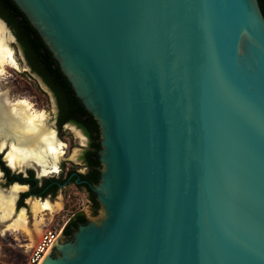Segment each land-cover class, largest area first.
I'll return each instance as SVG.
<instances>
[{"label":"water","instance_id":"95a60500","mask_svg":"<svg viewBox=\"0 0 264 264\" xmlns=\"http://www.w3.org/2000/svg\"><path fill=\"white\" fill-rule=\"evenodd\" d=\"M13 1L100 127L101 213L40 264H264L260 1Z\"/></svg>","mask_w":264,"mask_h":264},{"label":"bare ground","instance_id":"6f19581e","mask_svg":"<svg viewBox=\"0 0 264 264\" xmlns=\"http://www.w3.org/2000/svg\"><path fill=\"white\" fill-rule=\"evenodd\" d=\"M11 40L12 33L0 19V151L7 150L5 160L15 170L35 168L39 176L59 172L65 145L47 123L44 111L35 109L29 98L14 97L2 86L1 79L8 72L7 66L20 67L9 46ZM1 174L0 170V179ZM24 185L15 184L9 189L0 187V228L3 232L23 231L35 241V232L40 233L47 223L46 212H57L63 208V202L60 199H30L34 214L31 223L26 208L15 215L19 191L28 187Z\"/></svg>","mask_w":264,"mask_h":264},{"label":"rangeland","instance_id":"374dc122","mask_svg":"<svg viewBox=\"0 0 264 264\" xmlns=\"http://www.w3.org/2000/svg\"><path fill=\"white\" fill-rule=\"evenodd\" d=\"M0 18L4 19L1 15ZM8 28L13 34V40L10 41L9 46L14 50V56L20 67L15 68L7 66L6 70L8 72L3 76V80L1 79L3 88L9 89L14 97L29 98L34 103L35 109L44 111L45 116L48 118L47 123L50 127L52 126V128L56 130L58 138L65 145V153L61 160V163H63L61 169L66 171L67 168H77L78 170L85 172L86 168L83 158L84 151L89 147L88 139L80 131L81 128L73 122L63 125L62 128L59 127L57 123L59 116L58 107L54 94L46 85L42 77H40L29 64L23 46L9 24ZM76 127H78V129ZM81 130L83 131V129ZM36 174L38 176L37 172ZM61 174L62 170L39 178L43 179L44 177L60 176ZM0 186L6 188L2 177ZM28 188L29 187H27V189ZM45 198H49L52 201L60 199L63 202V208L53 214L46 212L47 223L43 226L40 233L35 232V241L32 240L30 235L23 231L3 232L0 228V238L4 240L5 258L10 264H24L28 259L32 247L39 242L45 229L50 228L57 232L61 231V234L59 235L61 236L70 219L76 213L84 212L90 219L97 218L101 213L100 204L98 212L95 213V204L88 189L86 187L77 186L75 183L64 186L54 197L46 196L41 199ZM24 207L27 209L30 220L32 221L31 223H33L34 214L30 199H28V203Z\"/></svg>","mask_w":264,"mask_h":264},{"label":"trees","instance_id":"16d2710c","mask_svg":"<svg viewBox=\"0 0 264 264\" xmlns=\"http://www.w3.org/2000/svg\"><path fill=\"white\" fill-rule=\"evenodd\" d=\"M261 8L264 12V0H259ZM0 15L11 26L14 33L21 42L23 48L27 52L28 57L39 67L52 89L55 91L59 104L58 124L62 128L65 122H73L83 129L84 133L91 139L90 149L85 155L87 162L93 169L89 175L90 182L95 184L99 181L101 172V162L99 159L100 143V127L95 117L86 109L82 101L77 97L74 89L66 76L60 70L59 64L53 57L51 51L45 45L38 31L30 23L27 16L17 6L13 0H0ZM0 164L4 170L9 169L3 164L0 156ZM34 172L30 171V177L25 178L27 182L35 184L38 182L34 179ZM44 182L48 178L43 179ZM80 187H86L91 194V198L95 204V213L98 212L99 202L96 194L93 192L89 184H78ZM48 192L42 194L43 197L48 196ZM88 217L84 212L76 213L69 221L64 229V234H70L79 223L87 222Z\"/></svg>","mask_w":264,"mask_h":264},{"label":"flooded vegetation","instance_id":"af4514ba","mask_svg":"<svg viewBox=\"0 0 264 264\" xmlns=\"http://www.w3.org/2000/svg\"><path fill=\"white\" fill-rule=\"evenodd\" d=\"M22 45V44H21ZM24 52L27 53L25 51V49L23 48ZM29 64L31 65V67L34 69V71H36L38 73V75L40 77H42V79L44 80V82L46 83V85L51 89L52 93L54 94V97L56 99V103H57V107H58V114H59V104H58V98L56 96L55 91L52 89V87L50 86V84L48 83L46 77L41 74V71L39 69V67L36 66L35 62H33L28 55L26 54ZM57 123H58V119H57ZM70 123V121L65 122L63 125ZM59 125V124H58ZM62 125V127H63ZM84 132V131H83ZM85 134V133H84ZM86 135V134H85ZM87 136V135H86ZM88 139V149H86L84 151V163H85V168L86 171H80L77 168H67L66 171L62 170V174L60 176H52V177H44V178H48L49 180L46 182H44V178L40 179L38 178L36 172L34 169L29 168L27 170V173L24 174L23 172H19L18 170H13V168L7 164L8 160H4V157L6 155V151H0V156H1V160L3 162V164L9 169V171L4 170L2 168V165L0 164V170L2 172L1 177L3 178L5 187H1L2 189H9L11 186L15 185V184H19V185H28L29 188L27 189H23L19 191L18 197L16 199V203H15V215L22 209L25 208L24 206L28 203V199L31 198H38L40 197V199L43 197L42 194L44 192H48V196L54 197L57 195L58 191L63 188L64 186L71 184V183H75L77 186L78 184H84V183H91L90 179H89V175L92 172V168L89 165V163L87 162V158H86V154L90 149V144H91V139L89 138V136L86 137ZM4 153V155H3ZM6 158V157H5ZM61 165H63V163H61ZM62 167V166H61ZM34 172V179H37L38 182H36L35 184H32V182H27L24 179L30 177V171ZM47 176V175H46ZM80 180H86V182H80L77 183L76 182V178H78ZM1 181V179H0Z\"/></svg>","mask_w":264,"mask_h":264},{"label":"built area","instance_id":"2783aa9c","mask_svg":"<svg viewBox=\"0 0 264 264\" xmlns=\"http://www.w3.org/2000/svg\"><path fill=\"white\" fill-rule=\"evenodd\" d=\"M61 234L53 229H45L39 242L32 247L27 261L24 264H40L41 260L51 247L54 240ZM0 264H10L5 258L4 240L0 238Z\"/></svg>","mask_w":264,"mask_h":264}]
</instances>
